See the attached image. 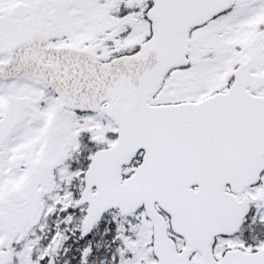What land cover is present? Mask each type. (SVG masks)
<instances>
[{
	"label": "snow or ice",
	"instance_id": "1",
	"mask_svg": "<svg viewBox=\"0 0 264 264\" xmlns=\"http://www.w3.org/2000/svg\"><path fill=\"white\" fill-rule=\"evenodd\" d=\"M0 264H264V0H0Z\"/></svg>",
	"mask_w": 264,
	"mask_h": 264
}]
</instances>
